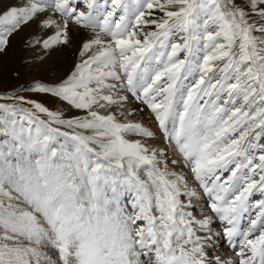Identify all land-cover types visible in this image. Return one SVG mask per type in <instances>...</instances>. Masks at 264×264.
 Listing matches in <instances>:
<instances>
[{"label":"rangeland","instance_id":"obj_1","mask_svg":"<svg viewBox=\"0 0 264 264\" xmlns=\"http://www.w3.org/2000/svg\"><path fill=\"white\" fill-rule=\"evenodd\" d=\"M0 264H264V0H0Z\"/></svg>","mask_w":264,"mask_h":264}]
</instances>
